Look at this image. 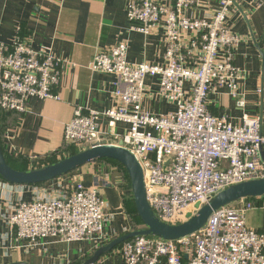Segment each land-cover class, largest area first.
Returning <instances> with one entry per match:
<instances>
[{
    "label": "built area",
    "instance_id": "2783aa9c",
    "mask_svg": "<svg viewBox=\"0 0 264 264\" xmlns=\"http://www.w3.org/2000/svg\"><path fill=\"white\" fill-rule=\"evenodd\" d=\"M215 1L216 9L199 17L187 11L210 6L211 0H129L130 31L146 36L163 29V62L129 61L127 40L97 48L88 68L115 76V104L102 111L76 106L63 125V143L79 150L101 141L128 148L142 167L148 203L166 222L183 220L196 202L205 203L221 189L264 177V115L242 113L232 120L208 107L209 95L226 88L242 109L247 78L234 63L242 37L228 24L232 7L243 0ZM62 64L51 52L33 48L19 28L12 40L0 41V111L24 114L33 96L59 100ZM147 76L157 77L155 99L172 104L173 110L157 114L145 108ZM117 122L128 129L115 132ZM0 184L10 251L33 250L47 238L86 240L99 248L118 237L108 230L106 201L97 183L68 178L41 185ZM255 207V199L243 198L212 212L189 236H139L113 249L122 264H264V231L248 228L245 221Z\"/></svg>",
    "mask_w": 264,
    "mask_h": 264
},
{
    "label": "crops",
    "instance_id": "0c3cea01",
    "mask_svg": "<svg viewBox=\"0 0 264 264\" xmlns=\"http://www.w3.org/2000/svg\"><path fill=\"white\" fill-rule=\"evenodd\" d=\"M162 1L168 3L170 0ZM128 2L0 0V41L12 40L19 28L20 34L30 41L33 48L51 52L63 60L61 82L56 90L60 95L59 100L33 96L28 99L29 109L26 113L13 111L0 116L2 144L8 155L20 156L17 161L16 158L13 160L17 167L26 163L30 168L51 155L59 156L58 149L63 145V125L72 117L74 107L102 111L115 104V76L92 72L88 68L97 48L127 40L129 61L163 62V29L158 27L146 36L130 31L126 16ZM209 4L199 9H189L187 14L209 16L217 3L211 0ZM228 24L234 33L242 37L234 54V63L247 73L243 84L245 106L238 108L227 89L221 88L209 95V110L214 114H227L232 120L242 113L264 115V0L259 6L250 0L239 2L232 7ZM145 86L143 105L147 110L157 114L173 110L172 104L155 99L158 89L156 76H147ZM101 123L105 130L106 119L103 118ZM127 129L126 123L117 122L115 125L117 133L122 134ZM68 178H80L85 185L98 184L106 201L108 230L116 236L142 227L130 213L131 198L116 165L106 161L90 162L52 182H64ZM30 196V193L23 194L25 199ZM255 204L256 207L246 213V225L250 229L264 231V196L255 198ZM7 214V206L2 200L0 264L17 261L28 264H81L98 249L86 240L60 242L47 238L41 247L33 250L10 251ZM94 264H122V261L112 249L101 255Z\"/></svg>",
    "mask_w": 264,
    "mask_h": 264
},
{
    "label": "water",
    "instance_id": "95a60500",
    "mask_svg": "<svg viewBox=\"0 0 264 264\" xmlns=\"http://www.w3.org/2000/svg\"><path fill=\"white\" fill-rule=\"evenodd\" d=\"M104 158L115 160L124 167L129 178L134 208L142 223V227L124 233L110 240L105 245L100 246L91 257L84 260L81 264H94L101 255L131 238L150 236L164 240H176L189 236L201 229L215 210L243 198L264 196V177L242 181L217 191L203 204L196 202L194 210L188 212L183 220L173 223L166 222L154 214L146 198L142 167L135 155L128 148L124 147L121 142L117 144L106 141L97 142L75 153L61 157L52 163L33 166L27 169H16L4 157L0 136V178L10 184L35 185L52 181L87 163ZM8 264L28 263L17 261Z\"/></svg>",
    "mask_w": 264,
    "mask_h": 264
},
{
    "label": "trees",
    "instance_id": "16d2710c",
    "mask_svg": "<svg viewBox=\"0 0 264 264\" xmlns=\"http://www.w3.org/2000/svg\"><path fill=\"white\" fill-rule=\"evenodd\" d=\"M2 113H6V112H1V111H0V116H1ZM0 136H1V131H0ZM1 147H2V151H3V154H4V157H5L6 161H7L12 167H14V168H16V169H27V168H28V166H27L26 163H21L20 167H17V166L15 165V163H13L14 158H16V161H17V159H18L20 156L12 157V156L8 155V154L5 152V149H4L3 144H2V140H1ZM78 150H79V148L75 147L74 145H69V144H65V143H63V145L61 146V148L58 149V152H57V153L59 154L60 157H64V156H66V155H69V154L75 153V152L78 151ZM55 153H56V152H55ZM21 159H22V158H21ZM54 161H56V159H55L54 155H51V156L47 157L46 160L42 161L41 163H43V162H44V163H45V162H47V163H52V162H54ZM96 161H106V162H109V163H111V164L116 165L117 168L120 170V172H121V174H122V176H123V180H124V186H125L124 188L127 189V191L129 192V197L131 198L132 207H131V209H130V213H131V215H132L133 217L136 218L137 222H138L140 225H142L140 219L138 218V216H137V214H136L135 208H134L133 199H132V194H131L130 186H129V178H128V175H127V173H126L124 167H123L119 162H117V161H115V160H112V159H105V158H104V159H98V160H96ZM22 162H23V161H22ZM93 162H94V161H93ZM47 163H45V164H47ZM43 165H44V164H43ZM39 166H40V165H39ZM32 167H33V166H32ZM68 174H69V173H68ZM66 175H67V174H66ZM0 180H2V179L0 178ZM47 182H49V181H47ZM44 183H46V182L38 183V184H35V185H41V184H44ZM251 199H255V198L251 197Z\"/></svg>",
    "mask_w": 264,
    "mask_h": 264
},
{
    "label": "rangeland",
    "instance_id": "374dc122",
    "mask_svg": "<svg viewBox=\"0 0 264 264\" xmlns=\"http://www.w3.org/2000/svg\"><path fill=\"white\" fill-rule=\"evenodd\" d=\"M59 158H61V157L60 156L55 157L56 160L59 159ZM45 163H47V162H45ZM45 163L44 162L43 163H37L36 165L39 166V165H43Z\"/></svg>",
    "mask_w": 264,
    "mask_h": 264
}]
</instances>
